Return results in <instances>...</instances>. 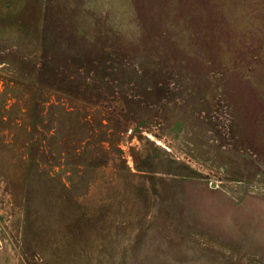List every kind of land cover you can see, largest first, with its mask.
Instances as JSON below:
<instances>
[{
	"label": "rangeland",
	"instance_id": "obj_1",
	"mask_svg": "<svg viewBox=\"0 0 264 264\" xmlns=\"http://www.w3.org/2000/svg\"><path fill=\"white\" fill-rule=\"evenodd\" d=\"M0 264H264V0H0Z\"/></svg>",
	"mask_w": 264,
	"mask_h": 264
},
{
	"label": "trees",
	"instance_id": "obj_2",
	"mask_svg": "<svg viewBox=\"0 0 264 264\" xmlns=\"http://www.w3.org/2000/svg\"><path fill=\"white\" fill-rule=\"evenodd\" d=\"M83 124V127L84 128H86V132H87V134H89V135H91V137H89V138H87V139H85V141H81V142H84V147H83V152L81 153V152H79V150H77V148H75L74 149V156L75 157H77L78 159H80V158H82V159H85L84 157H85V152L87 151V146L89 145V143H90V140L91 139H93L94 137V133L96 132L95 131V125L92 123V121H90L89 119H85L84 120V123H82ZM103 128H105L104 126H103ZM35 131H37V132H39V133H41L40 131H39V129H38V127H37V125H34L33 124V134H32V136H31V142H30V147L31 148H33L32 150L34 151L35 150V153L33 152V154H31V155H29L30 156V163L31 164H35V165H39L40 164V162L44 159L45 160V157H46V154H47V151L45 152L44 150H43V152L41 153V152H39L38 150L39 149H43V145H41L42 144V142H43V144H44V146H45V141H47V140H45V139H42V138H38V137H36V133H35ZM88 135V136H89ZM54 137V136H53ZM102 143H104L105 141H101ZM46 153V154H45ZM60 159H61V157H60ZM64 160V159H63ZM89 162V159H87V160H85V161H83V165H80V164H75V167L77 168L76 170L77 171H79V169L80 168H83L84 166H86L87 165V163ZM75 171V170H74Z\"/></svg>",
	"mask_w": 264,
	"mask_h": 264
}]
</instances>
